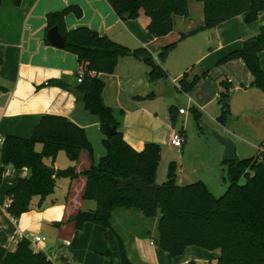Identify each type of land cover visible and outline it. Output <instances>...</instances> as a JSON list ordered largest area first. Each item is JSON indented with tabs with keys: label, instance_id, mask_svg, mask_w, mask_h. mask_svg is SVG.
I'll return each mask as SVG.
<instances>
[{
	"label": "crops",
	"instance_id": "0c3cea01",
	"mask_svg": "<svg viewBox=\"0 0 264 264\" xmlns=\"http://www.w3.org/2000/svg\"><path fill=\"white\" fill-rule=\"evenodd\" d=\"M70 5L78 6L80 14L68 12L64 16L65 29L90 27L129 48H143L155 63H159L160 48L176 42L161 63L165 76L153 82L146 77V60L131 55L118 58L113 72L98 73L104 82L102 99L112 108L123 139L131 147L140 150L147 141L161 145L158 184L166 178L173 153L179 164L177 184L200 180L213 195L222 191L225 186L224 146L218 142V137L233 142L236 158L258 152L264 139V90L249 86L252 75L241 58L222 63L219 60L257 33L264 24V13L259 12L256 20L250 23H246L241 15H235L214 27L180 38L181 33L196 29L203 21L202 3L190 0L188 15H175L172 30L154 37L146 28L149 18L143 12L136 18L124 19L115 13L107 0H20L18 4L13 0H1L0 136L13 134L28 138L41 115H61L84 129L98 156H93V161L105 153V148L100 147L105 134L100 129L98 117L86 111L83 101L72 92L78 85L77 75L82 71L77 56L46 38V14ZM258 59L264 71V50L259 51ZM203 72L204 76L191 91L178 90V80L184 73L191 77ZM220 81L229 83L230 89L229 114L225 123L217 120ZM172 86L180 94L175 93ZM158 94L166 95L161 107L155 104ZM171 105L175 106L174 125L169 119ZM180 107L185 108L184 113L178 112ZM189 120H196L206 129L197 133L198 144L193 148L190 139L186 140L184 130V123ZM179 121L180 128L177 126ZM173 130L182 134L181 147L173 146L169 141ZM37 144L35 149L40 150L42 145ZM192 150L198 164L190 168L182 161ZM63 154L66 156L60 150L54 161L44 158V162L55 171L74 165L78 175L72 179L56 178L54 192L44 199L33 196L30 208L18 217L6 210L10 202L6 190L18 178L26 176L28 169L0 163V246L14 251L21 238L39 235L45 240L37 244L38 250L46 253L53 264H121L117 238L113 239L110 230L92 222L75 228L71 218L79 211L96 206L94 200L82 197L86 178L80 172L90 166L91 158L86 150H82L73 163L67 156L64 161ZM153 222L154 232L135 233L128 243L124 242L133 264H187L189 261L216 264L218 249L204 251L197 246H187L180 255H169L156 244L157 217Z\"/></svg>",
	"mask_w": 264,
	"mask_h": 264
},
{
	"label": "trees",
	"instance_id": "16d2710c",
	"mask_svg": "<svg viewBox=\"0 0 264 264\" xmlns=\"http://www.w3.org/2000/svg\"><path fill=\"white\" fill-rule=\"evenodd\" d=\"M190 0H107L121 18H136L140 12L148 16L147 30L154 36L168 34L173 27L175 15L186 17ZM203 5V21L196 29L181 33L180 38L211 28L235 15H241L246 23L256 20L259 12L264 13V0H194ZM1 2V0H0ZM18 4L20 0H13ZM72 12L80 14L76 5L67 6L46 14L47 29L56 26L64 37L63 49L74 53L82 70V79L77 90L84 94L83 107L95 114L104 133L105 123L114 124L116 133L104 135L102 144L105 153L93 161L91 142L82 127L61 115L44 114L34 126L28 138L5 134L0 145L1 165L11 164L15 168L25 167L28 174L18 178L6 190L10 202L7 212L18 217L30 208L33 196L44 199L55 189L59 176L75 178L78 173L74 165L49 171L44 158L54 161L62 150L75 163L82 150L91 158L90 166L80 174L86 178L82 197L96 202L94 209L79 211L71 218L75 228L85 222L101 225L113 231L112 215L116 208L135 209L146 218L157 217L156 244L171 256L180 255L187 246L207 250H219L216 264H264V151L255 155L229 161V181L224 192L214 196L200 181L177 184L175 161L167 165L166 178L157 183V169L161 158L160 144L147 141L140 150L131 147L122 136L119 123L112 108L102 99L104 82L98 73L113 72L118 58L126 55L147 56L146 77L149 82L165 76L161 63L176 42L162 46L155 63L143 48H129L117 43L105 34L79 26L65 29L64 16ZM264 50V24L257 33L242 41L239 48L229 51L219 63L241 58L252 75L249 86L264 90V71L259 65L258 53ZM189 77L184 73L178 80V90L189 92L204 76ZM217 102L220 113L217 120L225 123L229 114V83L220 81ZM244 86V85H242ZM151 95V94H149ZM175 106L169 107V119L175 123ZM195 118L199 117L195 114ZM41 143V149L35 145ZM1 173V167H0ZM130 176L141 178L146 184L158 185L156 201H150L132 185L119 188L116 178ZM242 179V182L240 180ZM121 258V264H133L127 255L123 238L114 233ZM0 264H53L43 251L30 247L26 237L21 238L14 251L0 246ZM187 264H194L189 261Z\"/></svg>",
	"mask_w": 264,
	"mask_h": 264
},
{
	"label": "rangeland",
	"instance_id": "374dc122",
	"mask_svg": "<svg viewBox=\"0 0 264 264\" xmlns=\"http://www.w3.org/2000/svg\"><path fill=\"white\" fill-rule=\"evenodd\" d=\"M172 89L175 93L180 94L173 86H172ZM181 95H182V93H181ZM165 96H166L165 94H158V97L155 100L156 101L155 104L158 105L159 107H161L163 105ZM184 106H186V105L184 104ZM187 112L192 113V111H190L188 109H187ZM179 125L181 126V121L178 122L177 126H179ZM180 126H179V128H180ZM184 130L186 131V140L190 139V143H191L190 145H191V148H193L195 145L198 144L197 140H195L196 139L195 136L197 135V133L200 130L205 131L206 129H205V127H200L197 124L196 120H189L186 124L184 123ZM36 147L38 149L40 146L37 144ZM100 147L103 148L104 146L101 145ZM92 149H93V147H92ZM103 154H101V155H103ZM252 154H249L248 156H251ZM194 155H195V151L194 150L190 151L185 156V160H183L182 162H184V164H186L190 168L192 166H194V164H198L197 163L198 159ZM93 156H95V157L97 156V153L95 150H93ZM171 156L172 157H171V159H169V161L178 162L177 159H174L175 155L173 153ZM248 156H244V158L248 157ZM63 157L65 159L64 161H66V159H67L66 156L64 155ZM97 160H98V158L95 159V162ZM178 166H179V164H177V167ZM229 166H230L229 161H224L223 177H225V179H224L225 186H224V189L222 191H217L214 193L215 194L214 196H216V197L221 195L228 186V181H229V170H228V168H229ZM63 177L64 176H59V177H57V180H61V179H63ZM240 182H242V179L240 180ZM153 220H154V218H146V217L142 216V214H140V212L138 210H135V209L116 208V210L113 211L111 221H112V228H113L114 233L120 235L123 238L124 242L128 243L135 233H138V234L145 233L146 234V233H149L151 231L154 232ZM150 228H151V230H150ZM114 233L112 231H110V235L113 237V239H116V238H114V237H116ZM199 249H203V248H199ZM203 250L206 251L205 249H203ZM105 257L107 259H109V256L107 254L105 255Z\"/></svg>",
	"mask_w": 264,
	"mask_h": 264
},
{
	"label": "water",
	"instance_id": "95a60500",
	"mask_svg": "<svg viewBox=\"0 0 264 264\" xmlns=\"http://www.w3.org/2000/svg\"><path fill=\"white\" fill-rule=\"evenodd\" d=\"M46 38L53 45L62 47L64 45V37L60 34L56 26L50 27L46 32ZM142 60H146L148 57L143 56L140 57ZM72 92L75 97L80 101L84 100V94L77 90V88H73ZM116 126L114 124L105 123L104 126V134L109 137L116 133ZM218 142L224 146V151L222 155V159L224 161H234L236 159L235 155V146L231 140L224 137H218ZM49 171L54 174L55 170L53 168H49ZM119 188H124L127 185L134 186L137 190H139L144 197H146L150 201H156L157 193H158V185L156 184H146L141 178H137L135 176H130L126 179L116 178Z\"/></svg>",
	"mask_w": 264,
	"mask_h": 264
},
{
	"label": "built area",
	"instance_id": "2783aa9c",
	"mask_svg": "<svg viewBox=\"0 0 264 264\" xmlns=\"http://www.w3.org/2000/svg\"><path fill=\"white\" fill-rule=\"evenodd\" d=\"M81 79H82V71L78 73V75H77V81L80 82ZM178 112L179 113H184L185 112V108H181V107L178 108ZM169 141H170V143L173 146L181 147L182 144H183L182 134L179 131L173 130L171 132V134H170ZM1 143H2V137L0 136V145H1ZM258 150L264 151V139L262 140L261 144L259 145ZM26 238L29 241L30 247L33 250H35V251H39L37 244L39 242H42V241L45 240V237L44 236H39V235L26 236ZM151 243H153V242L151 241Z\"/></svg>",
	"mask_w": 264,
	"mask_h": 264
}]
</instances>
